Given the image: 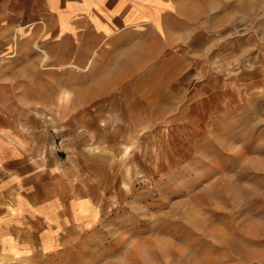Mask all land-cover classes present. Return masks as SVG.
Here are the masks:
<instances>
[{
	"label": "rangeland",
	"instance_id": "1",
	"mask_svg": "<svg viewBox=\"0 0 264 264\" xmlns=\"http://www.w3.org/2000/svg\"><path fill=\"white\" fill-rule=\"evenodd\" d=\"M185 4L202 40L167 48L50 38L0 3V118L56 134L100 212L0 264H264V0Z\"/></svg>",
	"mask_w": 264,
	"mask_h": 264
},
{
	"label": "crops",
	"instance_id": "2",
	"mask_svg": "<svg viewBox=\"0 0 264 264\" xmlns=\"http://www.w3.org/2000/svg\"><path fill=\"white\" fill-rule=\"evenodd\" d=\"M0 3L4 12L19 14V19L45 30L50 38L95 37L112 40L115 46H137L144 41L167 48L202 40L201 12L187 7L185 0ZM99 217L95 197L83 195L75 184L57 135L44 129L24 131L0 118V260L50 251L64 232L93 226Z\"/></svg>",
	"mask_w": 264,
	"mask_h": 264
}]
</instances>
